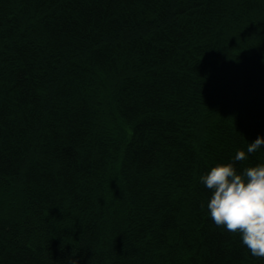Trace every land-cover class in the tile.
I'll use <instances>...</instances> for the list:
<instances>
[{"label": "trees", "instance_id": "1", "mask_svg": "<svg viewBox=\"0 0 264 264\" xmlns=\"http://www.w3.org/2000/svg\"><path fill=\"white\" fill-rule=\"evenodd\" d=\"M257 135L264 0H0V264H264L199 182Z\"/></svg>", "mask_w": 264, "mask_h": 264}, {"label": "clouds", "instance_id": "2", "mask_svg": "<svg viewBox=\"0 0 264 264\" xmlns=\"http://www.w3.org/2000/svg\"><path fill=\"white\" fill-rule=\"evenodd\" d=\"M264 146V135L237 150L232 160L216 163L199 176L210 190L206 198L207 215L216 225L237 233L251 255L264 257V163L238 170L234 161Z\"/></svg>", "mask_w": 264, "mask_h": 264}]
</instances>
